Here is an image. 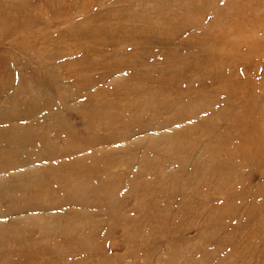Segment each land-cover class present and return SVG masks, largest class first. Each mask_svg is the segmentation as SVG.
<instances>
[{
    "label": "rangeland",
    "instance_id": "obj_1",
    "mask_svg": "<svg viewBox=\"0 0 264 264\" xmlns=\"http://www.w3.org/2000/svg\"><path fill=\"white\" fill-rule=\"evenodd\" d=\"M0 94V264H264V0H0Z\"/></svg>",
    "mask_w": 264,
    "mask_h": 264
},
{
    "label": "bare ground",
    "instance_id": "obj_2",
    "mask_svg": "<svg viewBox=\"0 0 264 264\" xmlns=\"http://www.w3.org/2000/svg\"><path fill=\"white\" fill-rule=\"evenodd\" d=\"M59 85V84H58ZM7 91V90H6ZM1 95V94H0ZM131 96V95H130ZM112 122H113V120H112ZM29 125V124H28ZM28 127H30V126H28Z\"/></svg>",
    "mask_w": 264,
    "mask_h": 264
}]
</instances>
